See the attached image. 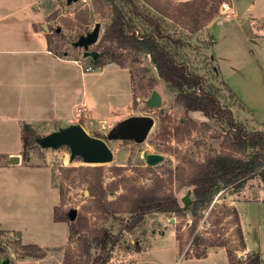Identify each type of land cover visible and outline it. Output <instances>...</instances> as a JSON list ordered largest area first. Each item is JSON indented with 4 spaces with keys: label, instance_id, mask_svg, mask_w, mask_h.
<instances>
[{
    "label": "rangeland",
    "instance_id": "rangeland-1",
    "mask_svg": "<svg viewBox=\"0 0 264 264\" xmlns=\"http://www.w3.org/2000/svg\"><path fill=\"white\" fill-rule=\"evenodd\" d=\"M36 1L37 7L45 14L42 22L36 25L37 29L43 34L50 30H59V42L52 43V51L59 56L66 54V57L78 61L82 68L85 66L91 67L88 64V58L82 57L83 50L75 47L74 43L79 37L90 32L95 23H99L100 30L97 42L89 47V50L100 53L103 48V46L99 45L100 39L104 29L112 21V5L105 3L104 0ZM158 1L162 3L171 2V4L175 5L178 2L186 0ZM225 1L231 4L234 13H240L239 8L241 7L246 16L256 18L257 26L261 27V23L264 22V0ZM120 2L124 4L122 1ZM249 4H252L251 9L246 8ZM217 10L214 18L194 33L187 32L180 24L178 25L171 21H167L166 26L169 27L171 33L175 34V37H177V34L187 35L186 37L183 36L184 47L180 49L179 57L185 61L191 70L204 75L206 80L220 88L219 80L223 82L220 75L222 67L215 66L212 57L220 56L224 49L228 47V50H230L231 47L227 44L228 40H225V37L222 40L223 38L221 37L223 35L221 34L223 32H220L219 36L216 33L210 32V27L215 24L214 20L225 18L219 16ZM236 18H231L234 24ZM223 41L226 45H224ZM221 47L222 50L219 53ZM232 49L230 51H233ZM17 58H23V56L18 53ZM118 68L114 63H107L103 68H100L103 69L102 74L97 75L99 71H95L97 73L91 72L85 77L84 87L90 88L88 96L94 108L98 109L100 117H92L90 115V120L79 122L87 134L104 141L112 153V161L100 165L103 169V186L108 188L112 182H115L117 185V190L108 195L107 199L109 201H113L118 195L124 194L126 188L131 186L154 187L153 184L157 181L156 178H161V180L165 181L167 183L165 187L167 188L168 182L166 178L169 170L173 171L178 167H184L183 161L185 159L201 161L209 153H218L225 134L224 122L208 119L199 112H189L186 114L181 105L174 102L177 92L173 91L159 77L155 67L151 63L149 55L140 54L135 63H128L123 68L129 75L130 85L124 77L126 72ZM96 69L98 68H94V70ZM129 89L132 96L131 103L128 100L130 93L127 90ZM152 90L157 91L161 97L160 109L146 108L144 106L143 102L150 96ZM134 97L135 102L133 101ZM226 97V95H221V105L231 111L237 123L243 125L245 120H248V116L241 111L237 104L233 103V100ZM3 99L10 101V104H6V109L9 110L7 116L14 117L17 123L21 119V114L14 103L17 99L14 100V98L9 97H4ZM74 116L76 118H83L85 114L77 112ZM131 116H149L154 121L146 139L141 143L121 141L117 138L114 131V126ZM181 119L195 122L199 126L198 129L179 144L173 140H164L160 137V126L172 129V126L176 125ZM69 122L71 125L75 123L73 120ZM25 123L31 125L39 138L65 129L70 125L65 120L60 119L40 124L41 126L39 127L37 123L27 121ZM10 148L11 151H20L22 149L21 141L18 139L17 143L11 145ZM148 154H159L162 156V161L156 165L148 166L145 163V157ZM239 155L244 156V154ZM28 161L34 165H46L50 167L53 185L57 190L62 189L65 201L64 207L69 212L76 211L77 214L83 205L90 203L91 200L89 193L86 191L84 173L89 168L98 165L84 164L80 158L69 161V150L65 146L52 150L42 149L38 144L33 145L29 150ZM112 167L124 169L120 175L114 176L110 171ZM176 186L177 183L173 182L171 190L174 192L179 205L184 209L185 206L182 200L184 198L191 200L192 195L187 193L189 190L187 187L177 189ZM261 190L263 192L259 193ZM85 191L87 195H85ZM259 194L264 197V185L260 183L258 177L248 179L238 189L232 186L227 188L221 187L212 195L209 207L200 211V220L196 231L203 238L215 240V242H224L227 247L235 248L237 257L245 260L246 253L238 249L234 220L228 208H235L240 224L238 213V210L241 208L240 206L259 197ZM48 211L46 208L39 209L37 215L42 222ZM88 216L94 217V215ZM128 217L129 214L110 217L107 225L114 232H118L126 220H128ZM191 221L192 216L189 212H185L183 217L174 214L151 212L144 216L142 224L134 229L131 234L122 232L120 236L122 239L128 240V249L134 250V244L139 243L141 247L146 246L149 236L152 237V235L159 234V237L155 236L153 240H150L151 244L149 247L156 251L155 254H151L157 261L154 264H189L190 260L185 259L190 258H187L185 253L188 256H193L194 254V247H192L191 240H188L187 237V230ZM177 234L181 235L184 244V250L181 255L179 254L177 240V244L175 242ZM15 241V239L6 235L0 236V245L5 249L7 255L5 259L0 255V264H62L63 245L65 243L61 244L62 241L59 239L54 241L53 246L47 250V256L41 260L22 257L14 245ZM72 246L73 251L76 252V247ZM214 248H207L206 252ZM123 249V244H118L113 250L108 264L117 261L119 251H123ZM177 257H180V260L177 261ZM181 260L184 261L180 262Z\"/></svg>",
    "mask_w": 264,
    "mask_h": 264
},
{
    "label": "trees",
    "instance_id": "trees-1",
    "mask_svg": "<svg viewBox=\"0 0 264 264\" xmlns=\"http://www.w3.org/2000/svg\"><path fill=\"white\" fill-rule=\"evenodd\" d=\"M122 1L124 4H121ZM225 0H186L176 3H162L158 0H104L112 5V21L104 29L99 45L102 51L96 58H88L92 68H102L107 63H114L123 69L128 63H135L140 54H147L155 67L159 77L176 91L174 102L181 105L183 111L199 112L208 119L225 123V134L218 153H209L203 160L185 159L184 167L167 172V183L156 178L154 187L126 188L113 201L108 195L117 190L112 182L108 188L103 186L102 166H93L84 173L86 191L89 193L90 203L83 205L71 220L69 211L64 207V193L58 189L59 202L53 208V221L66 223L68 228L67 244L64 247L62 264H108L111 254L124 239L120 233L131 234L139 227L144 216L151 212L174 214L183 217L185 212L192 216L188 226L187 237L194 247L193 256L187 258L202 259L206 257V249L210 247L224 248L229 264H263L255 252L246 254L245 260L236 255L235 248H229L224 242H215L203 238L196 229L200 220V211L209 207L212 195L221 187L241 188L253 177H258L264 185V125L238 101L233 92L219 80L215 86L204 75L191 70L179 57V51L184 47V34L170 32L167 21L180 24L187 32L194 33L203 28L215 16L220 2ZM84 11V10H82ZM81 11V12H82ZM76 16V15H75ZM59 30L44 33L47 48L54 55L51 45L59 42ZM61 43V42H60ZM66 56V54H63ZM143 71V70H142ZM233 100L241 111L248 116L242 125L237 123L231 111L221 105L220 97ZM135 102V97L133 98ZM199 126L193 121L181 119L172 129L160 126V137L182 143ZM20 137L22 143V162H27L29 150L37 144L39 138L31 125L20 123ZM239 154H244L240 156ZM124 168L112 167L114 176L121 174ZM173 182L176 188L187 187L192 195L188 206L182 208L171 190ZM234 220L238 249L245 250L242 230L235 208H228ZM129 214L123 227L114 232L107 224L110 217ZM88 215H94L89 217ZM178 250L181 255L184 244L181 235H176ZM18 253L22 257L41 260L46 257V251L36 245H22L18 240L14 242ZM76 252L73 251V246ZM125 249L128 244L123 245ZM201 250H199V248ZM138 251L140 246L133 245ZM0 255L7 257L5 249L0 245Z\"/></svg>",
    "mask_w": 264,
    "mask_h": 264
},
{
    "label": "crops",
    "instance_id": "crops-1",
    "mask_svg": "<svg viewBox=\"0 0 264 264\" xmlns=\"http://www.w3.org/2000/svg\"><path fill=\"white\" fill-rule=\"evenodd\" d=\"M246 8L251 9L252 4ZM41 11L36 0H0V234L22 245H36L47 256L48 248L56 239L65 243L63 248L68 239L66 223H56L52 217L53 208L59 202L52 171L46 165L22 162V149L11 151L10 146L18 139L21 141V122L37 123L39 127L60 119L70 125L69 121L73 120L75 123L71 126H82L80 121L90 120V115L100 117V113L90 101V88L84 87L89 73H84L76 60L56 56L48 50L44 34L36 27L45 17ZM239 12L235 13V24L231 18L213 21L210 32L217 36L223 32L222 40L225 37L233 51L227 47L212 59L215 66L222 67L220 75L225 85L264 125V22L259 27L256 18L247 17L241 7ZM221 50L222 47L219 53ZM18 53L23 58L18 59ZM124 75L129 82L128 73ZM127 91L131 103V91ZM4 97L17 99L15 107L21 114L18 124L14 117L7 116L6 104L10 101ZM78 109H81L78 113L85 114L83 118L74 116ZM12 156H18L17 164L8 163ZM240 207L244 252L257 253L264 264V197L259 194ZM42 208L49 210L43 222L37 215ZM155 236L159 234L147 238L146 246L136 243L140 246L138 251L125 248L119 251L118 260L112 264H154L156 260L151 254L156 251L149 246ZM122 244H128V240ZM185 260H190L189 264H229L223 248L209 250L202 259Z\"/></svg>",
    "mask_w": 264,
    "mask_h": 264
},
{
    "label": "water",
    "instance_id": "water-1",
    "mask_svg": "<svg viewBox=\"0 0 264 264\" xmlns=\"http://www.w3.org/2000/svg\"><path fill=\"white\" fill-rule=\"evenodd\" d=\"M76 1V0H73ZM100 24L95 23L92 30L86 35L79 37L74 43V46L82 49L83 58H96L97 52L89 50V47L97 42L99 36ZM146 108L160 109L161 97L159 93L152 90L150 96L144 100ZM154 121L149 116H131L118 125L114 126L116 136L121 141H133L134 143L143 142ZM37 144L42 149L56 150L65 146L69 150V161L75 158H80L84 164L88 165H102L112 161V153L108 146L101 139L87 134L81 126H69L65 129L50 133L44 137L37 139ZM162 161V156L159 154H148L145 157V163L148 166H153ZM19 162L18 156H12L8 159L9 164H17ZM87 195V192H84ZM190 194V192H187ZM185 208L188 206L190 200L184 198L182 200ZM76 211L69 212L71 220L74 218Z\"/></svg>",
    "mask_w": 264,
    "mask_h": 264
},
{
    "label": "built area",
    "instance_id": "built-area-1",
    "mask_svg": "<svg viewBox=\"0 0 264 264\" xmlns=\"http://www.w3.org/2000/svg\"><path fill=\"white\" fill-rule=\"evenodd\" d=\"M217 13L219 16H223L225 18H234L236 16V14L232 10L231 4L226 2V1H223L219 4ZM76 63L80 66V63L78 61H76ZM101 70H103V69L98 68V69L94 70V68H91L89 66H85L84 68H82V71L84 73H91L94 71H101ZM80 110L81 109H78L77 112H80ZM0 236L2 237V234H0Z\"/></svg>",
    "mask_w": 264,
    "mask_h": 264
}]
</instances>
